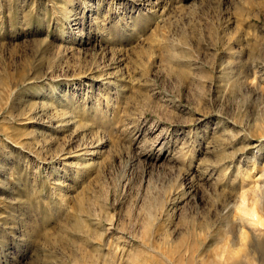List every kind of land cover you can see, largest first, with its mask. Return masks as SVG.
Instances as JSON below:
<instances>
[{
	"label": "rangeland",
	"instance_id": "374dc122",
	"mask_svg": "<svg viewBox=\"0 0 264 264\" xmlns=\"http://www.w3.org/2000/svg\"><path fill=\"white\" fill-rule=\"evenodd\" d=\"M0 264H264V0H0Z\"/></svg>",
	"mask_w": 264,
	"mask_h": 264
},
{
	"label": "bare ground",
	"instance_id": "6f19581e",
	"mask_svg": "<svg viewBox=\"0 0 264 264\" xmlns=\"http://www.w3.org/2000/svg\"><path fill=\"white\" fill-rule=\"evenodd\" d=\"M259 194V193H258ZM246 197L245 196H243V198L241 199V204H240V206H239V209L240 210H242L245 214H247L248 216H251L252 218H257V223L258 224H260L261 226H263V223L261 222V219L259 218V215H258V213L257 212H255V211H250V210H248L247 208H246V203H247V201H246V199H245ZM261 198V197H260ZM243 234V233H242ZM242 240H244V239H247L248 237L245 235V233L242 235V237H240ZM241 243H242V241H241ZM227 245V244H226ZM237 245V244H236ZM245 245V244H244ZM228 246V245H227ZM242 246V245H241ZM224 247V246H223ZM226 247V246H225ZM231 247V246H230ZM229 247V248H230ZM229 248H228V250H229ZM226 249V248H225ZM231 249H233V248H231ZM245 249V248H244ZM220 250V249H219ZM227 250V251H228ZM236 250H238V249H236ZM232 251V250H231ZM229 252V251H228ZM237 252V251H236ZM218 253V252H217ZM232 253V252H231ZM231 255V254H230ZM233 256V255H232Z\"/></svg>",
	"mask_w": 264,
	"mask_h": 264
}]
</instances>
